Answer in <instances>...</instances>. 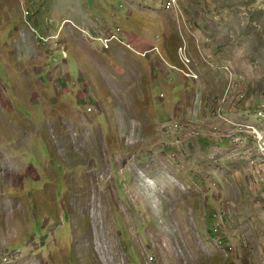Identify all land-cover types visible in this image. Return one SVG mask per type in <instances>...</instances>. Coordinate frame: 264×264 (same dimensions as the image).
<instances>
[{
  "label": "rangeland",
  "instance_id": "rangeland-1",
  "mask_svg": "<svg viewBox=\"0 0 264 264\" xmlns=\"http://www.w3.org/2000/svg\"><path fill=\"white\" fill-rule=\"evenodd\" d=\"M123 1L0 0V264H264V0Z\"/></svg>",
  "mask_w": 264,
  "mask_h": 264
},
{
  "label": "built area",
  "instance_id": "built-area-1",
  "mask_svg": "<svg viewBox=\"0 0 264 264\" xmlns=\"http://www.w3.org/2000/svg\"><path fill=\"white\" fill-rule=\"evenodd\" d=\"M261 107L257 113H254L255 118L251 123L243 124V128L240 129L242 134L231 135L236 147L244 146V149H247L249 145L252 146L248 151H244V158L255 171L264 169V104ZM262 181H264L263 177Z\"/></svg>",
  "mask_w": 264,
  "mask_h": 264
},
{
  "label": "clouds",
  "instance_id": "clouds-1",
  "mask_svg": "<svg viewBox=\"0 0 264 264\" xmlns=\"http://www.w3.org/2000/svg\"><path fill=\"white\" fill-rule=\"evenodd\" d=\"M175 0H169L168 5L174 4ZM108 12L110 16L114 20H108V23H116L118 19L128 16L127 14L132 13V9L128 3H125L123 0H107ZM114 34L111 38L106 39V47H108V42L113 38ZM243 128V126L241 127ZM240 134L242 131L240 130ZM232 140V139H231ZM233 142V141H232Z\"/></svg>",
  "mask_w": 264,
  "mask_h": 264
}]
</instances>
